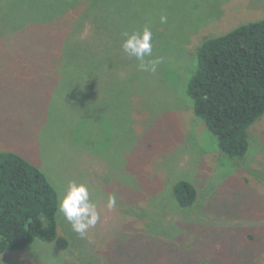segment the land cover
Wrapping results in <instances>:
<instances>
[{"label": "rangeland", "instance_id": "obj_1", "mask_svg": "<svg viewBox=\"0 0 264 264\" xmlns=\"http://www.w3.org/2000/svg\"><path fill=\"white\" fill-rule=\"evenodd\" d=\"M82 4L58 19L96 11L100 37L82 55L64 41L38 51L4 39L0 152L35 165L58 201L69 181L86 184L101 219L81 238L57 211L66 250L36 240L2 253L0 264H264V116L248 129L246 154L227 158L184 94L200 42L260 20L264 0ZM24 9V0H0L6 27ZM144 27L153 34L146 59L162 60L155 73L139 70L121 47L122 33ZM179 179L197 189L191 208L173 201Z\"/></svg>", "mask_w": 264, "mask_h": 264}, {"label": "trees", "instance_id": "obj_2", "mask_svg": "<svg viewBox=\"0 0 264 264\" xmlns=\"http://www.w3.org/2000/svg\"><path fill=\"white\" fill-rule=\"evenodd\" d=\"M82 2L24 0L21 20H12L6 27V14L0 17V52H4V39H10L37 45L41 51L64 41L82 55L90 37H100L98 14L88 10L96 8L95 3L88 2L86 12L72 22L58 21L68 11L84 6ZM90 11L92 18H86L84 14L89 16ZM184 94L220 153L231 159L244 156L249 127L264 116V17L201 41ZM171 196L179 208H191L197 189L179 179ZM58 206L56 191L35 165L12 152H0V255L25 249L36 240L66 250L69 241L57 232Z\"/></svg>", "mask_w": 264, "mask_h": 264}, {"label": "clouds", "instance_id": "obj_3", "mask_svg": "<svg viewBox=\"0 0 264 264\" xmlns=\"http://www.w3.org/2000/svg\"><path fill=\"white\" fill-rule=\"evenodd\" d=\"M160 23H167V16L159 17ZM153 34L150 28L144 27L141 31L122 33V50L130 58L138 61L137 67L141 71L155 73L161 58L146 59L153 55ZM117 206V196L109 194L105 207L111 211ZM58 211L70 224L73 232L85 238L90 229L95 228L101 216L97 203L91 198L89 187L84 183L69 181L67 188L59 197Z\"/></svg>", "mask_w": 264, "mask_h": 264}]
</instances>
